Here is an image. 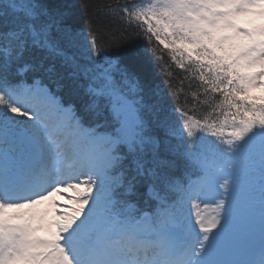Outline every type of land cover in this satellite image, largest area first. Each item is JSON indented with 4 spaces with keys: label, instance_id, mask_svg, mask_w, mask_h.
Segmentation results:
<instances>
[{
    "label": "snow or ice",
    "instance_id": "obj_1",
    "mask_svg": "<svg viewBox=\"0 0 264 264\" xmlns=\"http://www.w3.org/2000/svg\"><path fill=\"white\" fill-rule=\"evenodd\" d=\"M262 76L264 0H0V264H264Z\"/></svg>",
    "mask_w": 264,
    "mask_h": 264
},
{
    "label": "trees",
    "instance_id": "obj_2",
    "mask_svg": "<svg viewBox=\"0 0 264 264\" xmlns=\"http://www.w3.org/2000/svg\"><path fill=\"white\" fill-rule=\"evenodd\" d=\"M155 43V41H153ZM165 62L167 64H169V72H168V79L169 81L178 89L180 90V86H179V79L186 75V73L182 72L178 67H176L175 64H173L170 60H168V57L167 55H165ZM149 71L151 72L152 74V78H153V82L154 84L158 85L159 88L162 90V92H167L168 90V85L165 83V75L164 74H161V73H158L156 72L155 69H152L151 67L149 68ZM195 83H198V82H195ZM187 92V81L185 82V88L182 90V94L180 96V100L181 102H183L184 100V94L183 93H186ZM250 96H253V97H257L255 95H252V94H249ZM258 98V97H257ZM207 111L208 109L206 108V106H201L200 109L194 113L195 115L197 116H203V115H206L207 114ZM216 114H213V116L215 117ZM17 119H19V117H16ZM221 119H223V116L220 117Z\"/></svg>",
    "mask_w": 264,
    "mask_h": 264
},
{
    "label": "rangeland",
    "instance_id": "obj_3",
    "mask_svg": "<svg viewBox=\"0 0 264 264\" xmlns=\"http://www.w3.org/2000/svg\"><path fill=\"white\" fill-rule=\"evenodd\" d=\"M247 19H249V18H247V17H241L240 18V22L241 23H243L245 20H247ZM256 22L257 23H259L260 21H259V18H256ZM253 71H257V72H259L260 71V67L259 66H256L254 69H252ZM260 82H261V84H264V76H262V77H260ZM250 91H252V92H254V93H259V92H263L264 91V87H254V88H252V89H250ZM226 131H227V129H226ZM74 194L71 192V191H69V192H67V193H65L64 194V196L62 197V196H60V195H57V196H55V197H53V199H55L59 204H60V202H64V203H66L67 205L65 206V207H63V206H61V208L59 209V210H65V211H70V209H71V207H72V205H71V203H70V201L68 200V197H70V196H73ZM63 203V204H64ZM62 204V203H61ZM48 206V204H47V202H45V205H42L41 207H47ZM189 208H190V210H191V205H189ZM201 210H203V205H201ZM210 210V209H209ZM49 211H51V208H49ZM64 211V212H65Z\"/></svg>",
    "mask_w": 264,
    "mask_h": 264
}]
</instances>
